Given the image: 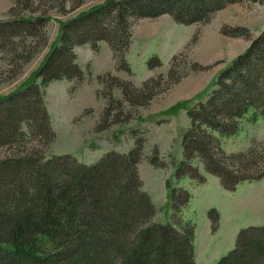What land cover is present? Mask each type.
<instances>
[{
	"label": "rangeland",
	"instance_id": "374dc122",
	"mask_svg": "<svg viewBox=\"0 0 264 264\" xmlns=\"http://www.w3.org/2000/svg\"><path fill=\"white\" fill-rule=\"evenodd\" d=\"M110 1L0 0V24L47 19L33 34L10 37L0 32L8 43L4 51L0 48V101L41 85L38 73L60 44L64 25ZM113 22L110 17L109 26ZM128 23L131 39L124 55L129 68L106 41L96 48L75 46L81 71L41 86L54 142L48 144L24 126L28 136L14 149L0 148V160L24 151L46 160L69 156L91 166L109 153L128 154L140 145L138 172L156 209L154 222L192 221L198 230L196 262L217 264L235 248L242 229L264 226V177L229 191L197 159L192 163L205 182L178 179L185 160L182 143L190 128L188 112L209 98L221 73L264 33V0L231 3L210 13L207 21L192 24L177 23L168 14L132 17ZM214 135L228 156L252 150L260 165L256 171L264 165V117L255 122L246 118L233 136ZM174 189L190 195L187 207H181V191L173 202Z\"/></svg>",
	"mask_w": 264,
	"mask_h": 264
},
{
	"label": "trees",
	"instance_id": "16d2710c",
	"mask_svg": "<svg viewBox=\"0 0 264 264\" xmlns=\"http://www.w3.org/2000/svg\"><path fill=\"white\" fill-rule=\"evenodd\" d=\"M238 1L111 0L69 21L60 44L38 73L41 85L0 101V148L19 146L28 136L24 126L48 144L54 142L41 86L81 71L75 63V46L96 48L97 42L106 41L128 67L124 55L131 39L128 18L168 14L177 23L192 24L207 21L213 11ZM110 17L114 26H109ZM46 22L37 18L0 24V32L20 37ZM4 38L0 33L2 51L8 44ZM125 96L134 99L128 92ZM188 116L190 128L182 143L185 160L178 179L205 182L192 163L197 159L229 191L264 177V165L256 171L260 165L255 164V152L228 156L214 135L233 136L246 118L255 122L264 117V33L221 73L216 89ZM141 159L140 145L128 154L109 153L91 166L69 156L46 160L37 152L13 151L1 159L0 264H198L192 221L154 222L156 209L138 172ZM180 191H172L173 202L179 201ZM181 192V207H187L190 195ZM210 213L217 216L215 210ZM213 220L216 226L217 219ZM217 264H264V226L242 229L235 248Z\"/></svg>",
	"mask_w": 264,
	"mask_h": 264
},
{
	"label": "crops",
	"instance_id": "0c3cea01",
	"mask_svg": "<svg viewBox=\"0 0 264 264\" xmlns=\"http://www.w3.org/2000/svg\"><path fill=\"white\" fill-rule=\"evenodd\" d=\"M197 235H198V230H197V232H196V239H197ZM196 239H195V246H197V244H198V242H197V244H196ZM231 245H232V243H231ZM230 248H232V246H231ZM227 250H228V249H227ZM222 256H223V255H222ZM203 264H207V263L203 262Z\"/></svg>",
	"mask_w": 264,
	"mask_h": 264
}]
</instances>
